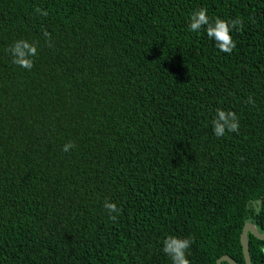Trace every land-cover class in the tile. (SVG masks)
Masks as SVG:
<instances>
[{"label": "trees", "instance_id": "obj_1", "mask_svg": "<svg viewBox=\"0 0 264 264\" xmlns=\"http://www.w3.org/2000/svg\"><path fill=\"white\" fill-rule=\"evenodd\" d=\"M248 221L264 0H0V264H245Z\"/></svg>", "mask_w": 264, "mask_h": 264}, {"label": "water", "instance_id": "obj_2", "mask_svg": "<svg viewBox=\"0 0 264 264\" xmlns=\"http://www.w3.org/2000/svg\"><path fill=\"white\" fill-rule=\"evenodd\" d=\"M250 232L259 239H264V232L258 231L256 226L251 222H246L242 228L240 234V242L242 245L243 256L245 264H251L250 255H249V245L247 240V233ZM222 261H227L229 264H237V262L231 258L229 255H222L217 259V264H222Z\"/></svg>", "mask_w": 264, "mask_h": 264}]
</instances>
